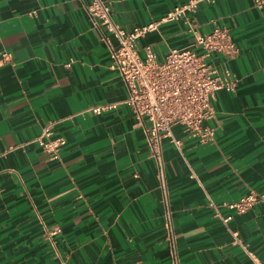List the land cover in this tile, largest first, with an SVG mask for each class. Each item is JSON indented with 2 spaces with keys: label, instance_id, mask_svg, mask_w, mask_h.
Wrapping results in <instances>:
<instances>
[{
  "label": "crops",
  "instance_id": "obj_1",
  "mask_svg": "<svg viewBox=\"0 0 264 264\" xmlns=\"http://www.w3.org/2000/svg\"><path fill=\"white\" fill-rule=\"evenodd\" d=\"M103 1L125 30L187 2ZM89 3L0 0V264H172L169 223L181 264H264V205L229 207L264 195V8L217 0L191 16L202 34L230 30L239 55L215 63L228 66L238 86L217 94L214 141L200 143L177 125L181 148L163 142L166 204L150 124L124 104L128 88L110 69ZM192 44L182 20L138 41L142 55L151 46L160 62ZM109 103L117 109L84 113ZM49 124L66 140L57 160L31 143Z\"/></svg>",
  "mask_w": 264,
  "mask_h": 264
},
{
  "label": "built area",
  "instance_id": "obj_2",
  "mask_svg": "<svg viewBox=\"0 0 264 264\" xmlns=\"http://www.w3.org/2000/svg\"><path fill=\"white\" fill-rule=\"evenodd\" d=\"M217 0H187L170 10L161 20L125 30L117 25L112 16L111 5L103 0H90L86 5L93 23L97 26L110 50V69L117 72L129 92L124 101L137 118L139 124L149 122L146 128L148 145L158 164V180L168 204V187L163 160V142L168 140L177 148L182 141L173 133V127L180 125L184 132L198 138L200 143L215 140L216 129L210 122L216 119L214 103L218 92H234L238 86L236 75L223 64L218 66L215 59H234L239 48L227 27L216 26L212 32L202 34L198 24L191 19L202 3L214 4ZM255 6L264 8V0H254ZM182 20L193 37L192 47L172 49L165 60L158 61L151 46H146L144 55L140 53L138 41L149 33L159 30L162 24ZM110 34L117 42L114 46ZM5 57L8 55L4 54ZM118 104H101L88 107L84 113L100 115L117 109ZM52 124L47 125L42 134L31 143L37 144L42 152L52 159H60L66 140L55 137ZM3 154H0V158ZM264 205V195L250 193L229 207L238 213H245L254 206ZM210 206L217 210L210 200ZM170 215V213H168ZM225 224L231 217L222 219ZM172 264H181L172 225L168 224ZM238 240V236L233 232Z\"/></svg>",
  "mask_w": 264,
  "mask_h": 264
}]
</instances>
